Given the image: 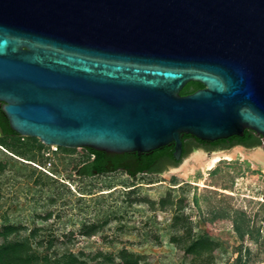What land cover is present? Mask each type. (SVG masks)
Here are the masks:
<instances>
[{
    "label": "water",
    "instance_id": "obj_1",
    "mask_svg": "<svg viewBox=\"0 0 264 264\" xmlns=\"http://www.w3.org/2000/svg\"><path fill=\"white\" fill-rule=\"evenodd\" d=\"M0 101L48 145L264 140V0H0Z\"/></svg>",
    "mask_w": 264,
    "mask_h": 264
},
{
    "label": "rangeland",
    "instance_id": "obj_2",
    "mask_svg": "<svg viewBox=\"0 0 264 264\" xmlns=\"http://www.w3.org/2000/svg\"><path fill=\"white\" fill-rule=\"evenodd\" d=\"M33 137L0 141V243L23 240L40 260L60 264L70 254L86 264H264V169L253 156L264 153V142L191 140L178 162L132 176L123 169L81 174L92 156L85 147ZM235 147L244 152L211 168L196 155ZM220 209L228 217L208 234L205 219ZM239 211L250 224L243 239L233 225Z\"/></svg>",
    "mask_w": 264,
    "mask_h": 264
},
{
    "label": "trees",
    "instance_id": "obj_3",
    "mask_svg": "<svg viewBox=\"0 0 264 264\" xmlns=\"http://www.w3.org/2000/svg\"><path fill=\"white\" fill-rule=\"evenodd\" d=\"M204 86L199 81H189L182 89L181 94H188L194 90ZM0 101V141H3L5 137L12 135H20L16 132L9 123L8 117L4 113ZM38 139L37 137H33ZM183 139V154L187 151V146L191 140L197 143H201L207 146H228L231 147L236 144H244L252 146L264 142L263 136L258 134L256 131L246 128L243 135H231L227 138H219L214 141L203 140L191 133H184ZM88 148L91 155H94L84 166L83 169L88 174H93V168L97 169V172H106L105 162L108 157L114 161V169H123L130 175L135 176L139 172H156L160 169L161 164L166 161L173 163L178 162L174 156V142L155 148L151 151H144L138 153L136 151H129L124 153H109L105 150H99L92 147ZM125 158H130L131 163H124ZM133 164V165H132ZM228 217L227 209L216 210L210 217L205 219L206 230L208 234L215 233L217 227ZM233 225L236 232L243 239L245 234L250 230L249 220L243 211H239L237 216L233 218ZM67 259L64 264H86L82 259L76 258L74 255H66ZM61 259L49 258L45 256L40 260L39 256L35 253L29 252L26 248V243L23 240L16 239H5L0 243V264H60Z\"/></svg>",
    "mask_w": 264,
    "mask_h": 264
},
{
    "label": "bare ground",
    "instance_id": "obj_4",
    "mask_svg": "<svg viewBox=\"0 0 264 264\" xmlns=\"http://www.w3.org/2000/svg\"><path fill=\"white\" fill-rule=\"evenodd\" d=\"M51 145H56V144H51ZM238 152H242L240 147H235L230 151H219V152H215L214 154H210L207 158L204 159V155L202 153H197V157L202 159L201 165L206 169V168H211L215 165V163L223 156L226 158H232L236 153L238 154ZM253 156H255L262 164H263V169H264V153H262L261 151L256 153L255 155L253 154ZM199 159V160H200ZM197 160V158H196ZM257 160V161H258ZM200 164V163H199ZM200 165V166H201Z\"/></svg>",
    "mask_w": 264,
    "mask_h": 264
},
{
    "label": "flooded vegetation",
    "instance_id": "obj_5",
    "mask_svg": "<svg viewBox=\"0 0 264 264\" xmlns=\"http://www.w3.org/2000/svg\"><path fill=\"white\" fill-rule=\"evenodd\" d=\"M236 145H238V144H236ZM239 145H243V146H246V147H249V146H247V145H244V144H239ZM87 150H88V148H86ZM89 152V151H88ZM107 152H109V153H120V152H113V151H107ZM121 153H124V152H121ZM93 157H95L94 155H92L89 159H87L86 161H84L83 163H82V165L79 167V173H81V174H88L87 173V171H85L84 169H83V166L90 160V159H92ZM123 162L124 163H131V159L130 158H125L124 160H123ZM133 165V164H132ZM105 166H106V169H107V171L108 170H116V169H114L115 168V164H114V161L111 159V157H108V159H106V162H105ZM93 170H94V173H99V172H97V169L96 168H93ZM93 173V174H94Z\"/></svg>",
    "mask_w": 264,
    "mask_h": 264
},
{
    "label": "built area",
    "instance_id": "obj_6",
    "mask_svg": "<svg viewBox=\"0 0 264 264\" xmlns=\"http://www.w3.org/2000/svg\"><path fill=\"white\" fill-rule=\"evenodd\" d=\"M53 146L57 147V145H53ZM43 169H45V170H46V167H45V166H43Z\"/></svg>",
    "mask_w": 264,
    "mask_h": 264
}]
</instances>
